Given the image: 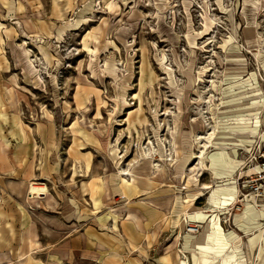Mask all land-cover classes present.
Returning <instances> with one entry per match:
<instances>
[{"label": "rangeland", "instance_id": "374dc122", "mask_svg": "<svg viewBox=\"0 0 264 264\" xmlns=\"http://www.w3.org/2000/svg\"><path fill=\"white\" fill-rule=\"evenodd\" d=\"M262 132L264 0H0V264H261Z\"/></svg>", "mask_w": 264, "mask_h": 264}, {"label": "bare ground", "instance_id": "6f19581e", "mask_svg": "<svg viewBox=\"0 0 264 264\" xmlns=\"http://www.w3.org/2000/svg\"><path fill=\"white\" fill-rule=\"evenodd\" d=\"M258 107V106H257ZM259 110V109H258ZM241 123V122H240ZM238 124V123H237ZM213 132H214V130H213ZM211 135V134H210ZM214 135V134H213ZM259 138H261V140L262 139H264V132H262V134L259 136ZM207 139L209 140L208 142H211V139L210 138H208L207 137ZM203 152V150H201L200 151V153H201V155H203L204 153H202ZM225 156H227L228 157V159L230 160L231 159V157H230V153H225ZM214 163L217 165V166H219V167H226V164H225V162L222 160V158H219V157H216V158H214ZM239 166H238V169H240V165H242L244 162L242 161V160H239ZM237 169V170H238ZM245 168H243V172H242V174H241V176L243 175V173H247V175H250V174H253V173H255V171L258 169V167L255 165H253V164H250L249 165V167H247L246 168V170H244ZM221 177H224V175H222ZM225 178V177H224ZM223 178V179H224ZM227 179V178H226ZM232 180L233 181H235L234 180V178H232ZM222 181H225V180H222ZM235 184L237 185V182L235 181ZM212 187H213V185H212ZM212 187H210V188H212ZM218 188V189H217ZM217 188H214L213 189V191H212V199L210 200V203L213 205L214 204V207L215 208H217L220 212V214H224V212H223V210H221L220 208H221V206H220V204H221V201H222V197H227V196H232L233 197V204L234 205H238L239 204V206L241 205V201H242V199H244V197L241 199V196H243V195H241L240 194V192H239V190H238V188H237V191H238V195L236 194V192H235V188L234 187H232V188H226V190L224 191V192H222V189H219V187H217ZM243 194V193H242ZM241 199V200H240ZM246 208H247V212H249V214L251 215L252 213H255L256 212V210H258V209H256L258 206H255L254 204H252L251 202H249V203H246L245 205H244ZM241 207V206H240ZM207 210V209H206ZM260 210H263V209H261V207H260ZM264 211V210H263ZM246 212V211H245ZM248 214V213H247ZM213 220H214V218L212 217L210 220H209V225H210V229H209V232L206 234V239H207V241H206V245H209V244H216V240H222L220 237L218 238V239H216V234H215V230H214V228H213V225H212V223H213ZM189 228H193V232H194V230L197 228V226H190ZM261 230V229H260ZM189 231V230H188ZM261 232H262V230H261ZM255 233H253V235H254ZM263 234V233H262ZM259 239H258V243H260L259 245H260V247L263 249V247L261 246L262 244V242L261 241H263V236H260L259 235V237H258ZM260 241V242H259ZM206 245H203V246H199V248L197 249V250H193V252L195 253V254H198L199 255V261H198V264H205V263H207V262H209V263H212V262H210V261H212V260H210V259H213V257L214 256H211V255H209V254H211V253H208V251H207V246ZM186 248H188V247H186ZM184 250V249H183ZM263 251H264V249H263ZM238 252H240V250H234V251H228L227 253H225L224 255H222L221 257H220V264H232V263H234V262H237L238 264H244V257L243 258H239L238 257ZM197 260V259H196ZM182 261H184V260H182ZM215 261V260H214ZM185 262V264H186V260L184 261ZM263 262H264V260H263ZM262 262V263H263ZM261 263V264H262ZM181 264H183V263H181Z\"/></svg>", "mask_w": 264, "mask_h": 264}, {"label": "built area", "instance_id": "2783aa9c", "mask_svg": "<svg viewBox=\"0 0 264 264\" xmlns=\"http://www.w3.org/2000/svg\"><path fill=\"white\" fill-rule=\"evenodd\" d=\"M257 156L254 157L252 164L258 167L255 173L247 175L245 173L240 176V180L243 178V186L247 187L249 194L257 197L259 200H264V139L260 147L257 149Z\"/></svg>", "mask_w": 264, "mask_h": 264}, {"label": "crops", "instance_id": "0c3cea01", "mask_svg": "<svg viewBox=\"0 0 264 264\" xmlns=\"http://www.w3.org/2000/svg\"><path fill=\"white\" fill-rule=\"evenodd\" d=\"M131 191L128 193V196H130V195H133L132 194V192H133V190L135 189V186H132L131 188ZM248 202H250L249 201V199H247V198H245ZM243 200V199H242ZM263 205V204H262ZM211 206V205H210ZM148 214H149V212H147V210H145V215H146V217L148 216ZM212 215V214H211ZM210 215V216H211ZM208 219V218H207ZM192 220H195V218H193L192 217ZM134 222V221H133ZM235 241H236V239L235 238H228L227 239V242L230 244H232V245H236L237 243H235ZM260 242V241H259ZM262 243H264V240L263 241H261ZM205 245H206V242L204 243ZM240 245V248H241V246H242V240H241V243L239 244ZM199 246H203V245H199ZM199 246L197 247V248H199ZM207 246V248L208 247H211L212 249H213V253L214 252H218V253H221L222 255H224L225 254V252L227 251V246L225 245V244H221V245H217V244H209V245H206ZM241 251L240 252H242V249H240ZM257 251V249L255 250V252ZM221 255V256H222ZM257 255H258V252H257ZM220 259V258H219ZM119 258L118 259H116V264H135V263H133V262H131V261H129L128 260V262L126 263H124V262H119ZM111 261H112V258H110V257H107L105 260H103L101 263H104V264H110L111 263ZM30 262V263H29ZM29 262L27 263V264H39V263H35L34 261L32 262V260L30 259L29 260ZM100 263V264H101ZM161 263L162 264H169L170 262H169V259L168 258H163V260H161ZM41 264H46V262H44V261H42V263ZM262 264H264V262L262 263Z\"/></svg>", "mask_w": 264, "mask_h": 264}]
</instances>
